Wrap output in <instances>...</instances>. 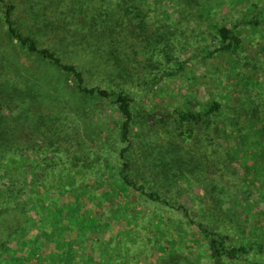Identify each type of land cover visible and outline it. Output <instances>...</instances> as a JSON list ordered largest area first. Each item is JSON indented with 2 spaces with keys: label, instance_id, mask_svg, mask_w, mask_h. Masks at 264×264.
<instances>
[{
  "label": "trees",
  "instance_id": "trees-1",
  "mask_svg": "<svg viewBox=\"0 0 264 264\" xmlns=\"http://www.w3.org/2000/svg\"><path fill=\"white\" fill-rule=\"evenodd\" d=\"M176 1L178 15L181 19H191L196 25V33L200 35L201 27L207 24L206 31L212 29L218 38L213 44L212 51L203 49L207 51L206 56L209 59L217 55L235 56L242 50L245 43L241 32H237L239 27H251L255 32L264 26V3L253 4L252 16L245 14V11L242 12L237 24L229 28L219 24L210 26L211 15L207 18L199 17L198 12L207 4L204 0ZM143 2L144 0H0L4 6L3 18L0 21L1 37L10 39L11 43H17L37 64H41L40 66L45 64L50 69L49 72L42 71L41 68L37 72H32L22 62L2 60L3 71L12 73L14 79L25 78L27 85L25 88L15 85L14 89L8 90L4 84L0 89V182L8 179L14 188H18L21 183L27 187L29 194H36L34 190L36 183L29 184L30 186L27 184L29 178L27 175L36 174V168L42 175L36 186L41 189L40 195L37 193L38 199L41 196L45 199L57 193L81 195L75 194L79 186L75 185L74 175L91 172L93 162L90 153L81 154L72 150L73 152L63 154L60 151L62 148H56L59 157L54 153L50 157L44 155L37 164L28 156L23 159L19 155H14V152H19L24 144L29 150L37 145V152L45 154L42 142H49L52 128L55 135L66 138L71 136L69 131L61 127V123H58L52 112L51 107L56 103L61 107L62 102L43 100L52 99L53 96L62 99L64 87L69 88L68 81L73 82L74 89L82 98L108 100L116 106L121 118L116 134L121 145L117 176L126 187L137 188L132 180L134 176L126 156L131 148L135 149V153H139L138 156L143 162L145 156L144 164L149 175L153 177V170H156L155 181L160 177L173 178L178 173H192L190 176L194 177L193 184L197 183L201 195L210 197L214 205L223 212V205L217 204L232 198V195L244 198L243 196L247 194L243 186L240 187L241 181L235 179L239 171L232 168L228 162L231 155L223 148V144H228L229 140L238 141L241 147L242 153L237 154L238 159L243 162L237 164L240 165V171L253 177L259 175L264 180V83L256 76L257 74L253 76L254 79L253 77L249 79L246 73L251 71L249 69L252 67L251 62H247L245 67L234 72L235 78L242 76L237 84L233 85L238 100L237 104L236 101L233 102L236 105L230 111L232 116L227 118L224 128H221V122L217 119L221 113V105L216 101L198 110L189 106L186 110L175 108L157 111L143 104H136L135 100L146 94H154L161 105L170 103V99L161 94L163 93L161 82L175 74L174 68L164 66L173 63L174 59L160 49L162 40L159 35V31L162 28L165 30L172 18H167L165 14L160 18L157 10L151 12L153 9L149 7L145 10ZM190 10L196 13L193 15ZM161 22L164 24L161 25ZM165 33L172 39V31L165 30ZM253 68L255 69V66ZM53 70L67 76L68 79L50 74L54 73ZM100 74L107 75L106 80L112 85L107 86L100 81ZM45 85L51 88V91L43 90L41 93ZM30 103L36 105L35 109L29 110L30 107H26ZM30 111L32 117L21 119L16 116L18 112ZM244 117L246 119H243ZM234 118L236 124L231 127L233 132L229 134L226 130H221L229 128ZM68 119H72L71 114H66L65 121ZM28 120L30 123L27 131H24V126L21 128L19 124L24 125ZM136 123L142 130H146L148 140L143 144L133 143ZM154 124L158 126L169 124L174 130L164 129L162 134L166 140L162 141L159 134H152L145 126ZM78 129L85 135L88 133V126H79ZM23 132H27L28 135H24ZM75 135L80 139L84 137L80 134ZM186 142L189 148L181 145ZM55 143L58 145L59 140H55ZM225 147L228 148V145ZM190 149L191 151L186 152ZM230 151L237 153V149L234 148ZM56 159L60 161V165L56 163ZM210 159L218 167L214 179L208 175L205 166ZM99 160L105 164L104 171L110 169L106 163L107 159H102L100 155ZM174 160L180 163L181 167L177 168ZM59 167L62 184L47 185L48 178L52 177L54 169ZM221 169L224 174L223 184L219 180L222 178ZM229 180L230 184H227ZM262 186L264 188V181ZM157 188L150 181H146L140 184L138 191L148 201L161 203L181 212L190 225L197 227L208 252L202 264H226L228 261L231 263L249 261L251 257H264L262 238L247 236L244 230H239L241 226L239 224L235 225L240 236L234 238L229 235L232 229L219 230L218 226L211 228L203 222L196 221L186 206L167 198L168 193L172 196L176 193V183L171 184L168 193H159ZM210 190L212 195L209 193ZM84 191L81 188V192ZM1 197L3 198L2 195ZM55 206L54 201H50L48 206L44 205L49 213ZM16 231L4 235L0 231V257L3 256L0 259L8 254L9 238L12 234L14 236ZM142 233L144 232L141 230H121L117 234H112L107 255H112V250H116L131 259L143 257L142 254L150 250L151 242ZM22 239L24 240V237ZM22 243L25 245V240ZM33 246L37 249L40 242ZM80 256L81 264H96L89 257L86 258L83 254ZM101 259L102 264L107 263L105 256ZM162 264H168V260L162 261Z\"/></svg>",
  "mask_w": 264,
  "mask_h": 264
},
{
  "label": "rangeland",
  "instance_id": "rangeland-1",
  "mask_svg": "<svg viewBox=\"0 0 264 264\" xmlns=\"http://www.w3.org/2000/svg\"><path fill=\"white\" fill-rule=\"evenodd\" d=\"M204 1L207 4L202 11L198 12L199 17L207 18L211 15L210 26L219 24L229 28L237 24V19L242 12L245 11V14L252 16L253 4L264 3V0ZM143 3L145 10H148L147 7L153 9H149L151 12L157 10L160 18L163 14L167 18H172L165 29L172 31V39L165 33L164 28L159 31V35L162 40L160 49L174 59L173 63L164 64V66L169 69L174 68L175 74L170 78H164L161 82L163 84V93L161 94L162 96L166 95L165 98L170 99V103L161 105L160 100L155 99L154 94H146L135 100L136 104H143L149 109L157 111L175 108L186 110L189 106L198 110L202 106L216 101L221 105V113L217 119L221 122V128L226 127V120L232 116L230 111L238 100L233 85H236L242 77L235 78L234 72L245 67L247 62H251L252 67L249 68L251 71L246 73L249 79L257 74L256 76L264 83V26L259 27L255 32L251 27H239L237 32H241L245 43L242 50L235 56L217 55L209 59L206 56L207 51L203 49L207 48L208 51H212L213 44L218 38L215 37L212 29L206 31L207 24L205 27H201L200 35L196 33L195 23L191 19H181L178 15L176 0H144ZM147 4L149 5L146 6ZM190 12L193 15L196 13L191 10ZM3 13L4 6L0 3V21H2ZM163 24L164 22H161V25ZM2 41L8 44H4ZM2 60L11 62L17 60L25 64L32 72H37L40 68L42 71L49 72L50 70L45 64L44 66L37 64L17 43H11L10 39L0 35V89L4 84L7 85L8 90L14 89L15 85L20 86L19 88H25L27 85L25 78L14 79L12 73H5ZM53 72L50 74L68 79L67 76L56 70ZM106 76L100 74V81L107 86L112 85L106 80ZM68 85L69 88L64 87L62 91V99L53 96L52 99L45 98L43 100H52V102L60 100L62 102L63 106L61 107L59 103L54 104L51 107L52 112H54L58 123H61V127L63 126L65 131H69L71 136L66 138L55 135L52 128L49 140L51 142H42L46 150L45 154L37 152V145L29 150L25 148L24 144L19 152H14V155H19L23 159L28 156L37 164L44 155L50 157L54 153L59 157L56 148H62L60 151L63 154L73 151H79L81 154L90 153L93 162L90 168L91 172H80L78 175H74L75 185L79 186L75 194L81 193L79 196L70 193L64 195L57 193L45 199L42 196L38 199L37 193L40 195L41 189L36 186L42 175L36 168V174L27 175L29 177L28 185L36 183L34 184L36 185L34 188L36 194H29L27 187L21 183L18 188H14L13 183L8 179L0 182V192H2V194L0 193V231L4 235L17 230L16 234L14 236L12 234L9 238V252L3 259H0L2 264H81V254L86 258L89 257L96 264H102V256L107 258L106 264H162L164 260H168V264H202L201 262L207 258L208 252L197 227L190 225L181 212L161 203L148 201L138 191L140 184L146 181L156 185L159 193H168L171 184L176 183V193L173 196L168 193L167 198L171 201L174 199L186 206L196 221L203 222L211 228L218 226L219 230L232 229L229 235L234 238L240 236L235 225L239 224L241 225L239 230H244L247 236L264 240V188L262 186L264 180L259 175L253 177L240 171V165L237 164H243V162L237 156L242 153L238 141L229 140L228 144H225L228 145V148L224 144L223 148L226 153L231 155L228 162L232 168L239 171L235 179L241 181L240 187L243 186L247 194L243 196L244 198L235 194L231 196L232 198L217 204L223 205V212L214 205L210 197L201 195L197 183L193 184L194 177L190 176L192 173H178L173 178L160 177L158 181H155L156 170H153V177L151 174L149 175L144 164L145 156L143 162L138 156L139 153H135V149L131 148L126 156L134 176L132 180L137 188H128L117 176L120 167L121 145L117 141L116 134L121 118L116 111V106L108 100L84 99L77 94L72 81H68ZM50 86L52 88V84ZM51 88L45 85L40 92L51 91ZM235 101L236 104L233 103ZM26 107H30L29 110H32L36 105L30 103ZM66 114H71L72 119L65 121ZM16 116L25 119L27 116L32 117L33 114L31 111L18 112ZM234 121L236 118L230 123L229 128L221 130H226L229 134L233 132L231 127L236 124ZM29 123L30 120L25 121L24 125H19L21 128L24 126L23 130L27 131ZM79 126H88V133L85 135L78 129ZM145 126L152 134H159L162 141L166 140L162 134L164 129L174 130L173 126L169 124L166 126L162 124ZM134 130L132 138L134 144H143L148 140L146 130H142L138 123ZM23 134L28 135L27 132H23ZM75 134L84 137L80 139ZM47 135L49 137V133ZM41 140L43 139L41 138ZM55 140H59L58 145ZM181 145L186 148L190 147L187 142ZM233 148L237 149V153L230 151ZM189 151L191 149L186 152ZM100 155L102 159H107L106 163L109 164L110 169L104 171L105 164L100 162ZM56 163L60 165L58 159H56ZM173 163H176L177 168L181 167V164L175 160ZM205 166L208 175L214 179L218 170L217 164L210 159L205 163ZM27 170L29 171V169ZM221 174L222 178L219 180L222 183L224 180L222 169ZM60 175V167L54 169L53 176L48 178L46 184L54 186L62 184ZM147 175L148 177H146ZM212 182L210 179V183ZM227 184H230V180L227 181ZM81 188L85 191L81 192ZM209 193L212 195L211 190ZM246 196L247 198H245ZM50 201H54L56 206L49 213L44 205L48 206ZM121 230L144 232L142 235L151 242L150 250L142 254L143 257L139 259L137 257L128 258L126 254H121L116 250H112V255H107L112 234H117ZM23 237L29 244L23 245ZM37 242H40V247L36 249L33 245ZM226 264H264V257H251L249 261L240 260L231 263L228 261Z\"/></svg>",
  "mask_w": 264,
  "mask_h": 264
}]
</instances>
